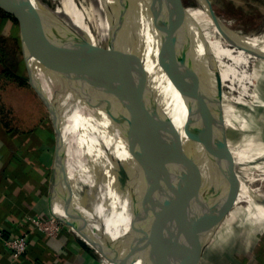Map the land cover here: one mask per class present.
<instances>
[{"label": "bare ground", "instance_id": "bare-ground-1", "mask_svg": "<svg viewBox=\"0 0 264 264\" xmlns=\"http://www.w3.org/2000/svg\"><path fill=\"white\" fill-rule=\"evenodd\" d=\"M43 1L45 5L53 8L56 15L62 16L72 26L73 32L88 41L94 62L99 71L100 79L97 87L100 95V105L98 109L94 110L88 107L90 98L87 93L74 87L73 84L72 87H69V84L73 83V65L77 61L75 59L77 54L75 47L69 44L65 45V43L58 46L56 42H52V46L43 44L45 50H48L49 53L56 57L57 64H61V56H63L66 64L71 67L66 77L62 75V72H58L59 79L56 78L58 82L51 77H47V74L45 75L39 65L38 55H35L33 59L44 87L57 97L64 109L67 124L63 127V131L66 133L68 175L72 186L79 184L81 189L80 198L76 204L77 212L80 216L86 217L94 227L103 228L107 235L116 238L127 231H134L137 227L130 223L126 205L118 208L114 200V191L106 180L108 171L104 158L108 157L110 152L117 156L119 166L123 165L126 167L127 179L134 180L141 189L144 179L149 174L151 175L153 168H156V162L161 161L162 163L168 157L167 154H163L162 148L170 151L172 147L171 134H174V137L176 136L184 142L188 151H192L179 114L180 108L184 103L179 92L163 73L159 65L160 33L155 32L147 20L146 25L142 28L143 34H145L143 37L139 38L136 32L130 34L131 22L141 26L142 22L146 21L147 16L145 7L142 4L143 0H137L139 9L133 6L125 8L120 4L119 0ZM198 1L203 9L201 12L205 15L207 22L204 27L203 25H189L186 23V33L191 35V46L204 50L210 47L219 48L227 45L238 47L241 45L239 43H254L258 41L264 34V32H259L256 35L243 36L241 31L229 30L223 24L221 25L218 19L212 17L206 7V0ZM33 2L36 7L45 10V6L41 5L38 0H33ZM112 6L117 8L121 6L125 11L123 15L128 20L129 30L121 41L114 39L106 23L107 12ZM180 9L182 12V7ZM88 23L95 24L96 33L92 36L86 35L87 33L85 32ZM229 24H232V22H229ZM138 31H140L139 28ZM136 41L142 43L137 51H134L131 49V44ZM186 45L188 46L187 39ZM244 55H248L249 60L254 64L264 66V42L249 47L248 50L233 59V64L239 71H244L247 68L251 71V86L253 87L256 85L258 77L254 74L253 63L248 66L243 60ZM147 81L156 93L159 105H156L146 93L145 83ZM74 89L78 90V92L76 93ZM117 92L120 93L123 103L120 105L122 107L121 113L116 118L114 117L116 110L114 95ZM200 93L204 94V89L201 88ZM129 99L136 100L137 107L141 111L138 121L143 123L146 118L152 124V145H156L158 148V144L159 148L157 156L154 157V161H151V163L147 161L146 157L138 159L131 155L130 158L133 161L131 166L126 156L127 151L120 147L121 143L118 140L117 130L119 127L126 126L127 118L124 105ZM73 101L78 112L84 118H89L91 124L97 127L98 130L95 134L100 133L101 136L106 138V142L95 141L93 143L89 137H86L85 132L82 133L80 131L73 113ZM127 146L128 150H131V146L129 144ZM110 149L112 150L110 151ZM101 150L103 151L101 152ZM255 176V173L250 175L228 174L221 169H217L216 173L202 184L201 197L203 199L200 200L198 196L201 211L204 205L209 203H213V206L225 210L233 202L243 198L264 202L263 192L258 193L247 187V184L250 181L252 182ZM236 178L240 179L241 183L235 182ZM259 183L264 186V180ZM154 189L157 190L156 185ZM201 211L196 217L194 234L197 233L199 228L196 223L202 219ZM103 260L111 264L105 259ZM135 264L143 263L138 261ZM179 264H188L184 255L180 258Z\"/></svg>", "mask_w": 264, "mask_h": 264}, {"label": "water", "instance_id": "water-1", "mask_svg": "<svg viewBox=\"0 0 264 264\" xmlns=\"http://www.w3.org/2000/svg\"><path fill=\"white\" fill-rule=\"evenodd\" d=\"M119 2L125 8L133 6L139 9L137 0ZM142 4L151 28L160 33L159 65L186 106L185 129L188 138L199 147L201 155L197 159L194 151H188L184 142L171 134L170 158L165 163L157 161L155 173L149 174L154 179L157 176L160 179L159 191L156 193L154 189L153 200L145 216L137 212L132 214L134 220L141 222V226L113 238L77 212L76 204L81 189L79 184L72 186L68 175L66 133L63 131L67 124L64 109L57 97L44 87L33 60L38 55L40 59L57 62L56 57L45 50L43 44L52 46V42H56L58 46L66 43L75 47L79 55L73 65L72 84L89 95L88 107L95 110L100 105L97 87L100 75L90 45L73 32L72 26L62 16L56 15L51 6L41 3L45 6L44 10L36 7L33 0H0L1 8L11 12L18 21L21 52L27 73L25 80L46 107L54 129L56 162L50 186L52 216L78 235V244L83 250L111 264H135L138 261L143 264H179L183 255L188 264H198L201 237L206 230L213 228L210 224L214 221H209L194 234L198 189L218 169V140L204 117L200 77L186 49L187 24L180 3L176 0H143ZM206 7L215 18L209 0H206ZM60 63L71 68L63 56ZM145 91L159 105L156 93L148 81L145 83ZM172 160L174 166L170 175Z\"/></svg>", "mask_w": 264, "mask_h": 264}, {"label": "rangeland", "instance_id": "rangeland-1", "mask_svg": "<svg viewBox=\"0 0 264 264\" xmlns=\"http://www.w3.org/2000/svg\"><path fill=\"white\" fill-rule=\"evenodd\" d=\"M176 1L180 3V7L183 9L182 13L187 24L203 25L204 27L207 19L201 12L203 9L198 0ZM209 1L216 15L215 18L218 19L225 28L231 31H241L243 36L256 35L259 32H264V0ZM40 3L44 4L41 1ZM2 12L5 13L6 16H11L13 20L8 19L6 16L4 18L0 17V46L5 51L4 53L6 54L9 64L14 66L12 68L13 71L26 77L27 73L23 65L18 21L11 12L4 11L0 6V16L3 15ZM124 13L125 11L121 6L118 8L112 6V8L108 10L106 16V23L110 34L114 39L116 38L120 41L129 30V25H127L128 20L123 15ZM147 20L148 18H146L145 22H142L141 26L131 22L132 27L130 26V34L136 32L139 38L143 37L145 34H143L142 28L146 25ZM229 22H232V24H229ZM86 27V35L92 36L96 33L95 24L88 23ZM138 28L140 31H138ZM186 39L188 43V46L186 45L187 52L190 54V58L198 70L200 86L204 89V94L200 93L204 117L207 118L211 125V130L218 140L217 143L220 152L218 169L228 174L240 173L242 175H250L255 173L256 176L253 178L252 182L250 181V183L247 184V187L255 192L264 193V186L259 183L264 180V66L261 64H254L249 60L248 55H244L243 60L248 66L250 63V65L253 63L254 74L258 77L255 85L256 87H252L251 71L248 68L244 71H239L233 64V59L236 56L248 50L249 47L264 42V34L254 43H239L241 45L238 47L229 45L219 48L210 47L205 50L191 46V35L188 33H186ZM141 43L142 42H134L131 44V49L137 51ZM78 55L77 51L75 55L76 60ZM38 59L40 62L39 65L42 67L41 69L44 71L45 75L47 74V77H51L55 81H57L56 78L59 79V71L62 72V75L65 77L70 71L65 65L55 62L52 63L47 59ZM69 87H72V83L69 84ZM74 91L76 93L78 92V90L75 89ZM114 96L117 110H115L116 113L114 112V117L117 118L121 113L122 107L120 105L123 101L121 100L120 93L117 92ZM72 107L80 131L82 133L85 132L86 137H89L93 143H95V141L106 142V138L101 136L100 133L95 134L98 130L97 127L91 124L89 118H84V116L78 112L74 101ZM124 107L127 118L126 126L119 127L117 130L118 140L121 143L120 147H123L124 150L127 151L126 156L131 166L133 163L130 158L131 155L138 159L146 157L147 161L151 163V161H154V157L157 156L159 148L158 144V148L156 145H152V124L146 118L143 123L138 121L141 111L137 107L136 100H127ZM180 109L181 111H179V114L181 123L187 134L185 129L187 121V109L185 104H183ZM188 140L190 148L195 152L197 159H199L201 155L199 147L193 144L189 138ZM125 144H129L131 150H128V146ZM138 144H141V146ZM111 150L112 149H110V151ZM162 150L164 151L163 154L165 153L168 155L162 162L165 163L166 160L170 158V151L164 148H162ZM102 151L103 150H101V152ZM104 159L108 171L106 180L114 191V200L118 208L126 205L130 223L138 228L141 226V222L139 220H134L132 214L137 212L140 216L146 215L149 211L148 207L153 200L154 184L156 185V191L158 193L161 185L160 179H158V176L155 179L154 177L147 176L144 179L143 187L140 189L134 180L127 179L128 174L126 167L123 165L119 166V159L117 156L110 152L108 157ZM173 166L174 161L172 160L170 175L172 174ZM155 171L156 168H153L151 174H154ZM235 182L241 183V180L236 178ZM201 188L202 185L200 186V189ZM198 196L200 197L201 193H199ZM202 199L203 197L200 198V200ZM200 211V202H198L196 216L194 218V227L196 217ZM201 212L202 219L196 223V225L199 226L197 232H199L206 223L214 220L210 224L214 229L213 241L206 253L208 257L207 259L204 258L203 264H223V262L224 264H237L238 260L231 261V259H228L229 261L226 263L225 260L222 261L221 259V253L225 254L226 250L233 248L239 249L238 253L242 258L244 256L251 257L257 252L258 248L264 250L263 201L243 198L236 200L225 210H221L219 207L213 206V203H209L204 205ZM66 228L74 235L76 241H78V235L70 230L69 227L66 226ZM97 258H99L103 264H107L102 258Z\"/></svg>", "mask_w": 264, "mask_h": 264}, {"label": "crops", "instance_id": "crops-1", "mask_svg": "<svg viewBox=\"0 0 264 264\" xmlns=\"http://www.w3.org/2000/svg\"><path fill=\"white\" fill-rule=\"evenodd\" d=\"M55 162L56 140L46 107L25 77L0 61V264H13L4 242L23 235H28V249L20 264H103L83 250L67 228L52 238L31 224L33 218L52 216L50 186ZM213 234V228L203 233L198 264L207 259ZM262 250L243 258L238 248L220 255L226 263L231 259L238 260L237 264H264Z\"/></svg>", "mask_w": 264, "mask_h": 264}, {"label": "built area", "instance_id": "built-area-1", "mask_svg": "<svg viewBox=\"0 0 264 264\" xmlns=\"http://www.w3.org/2000/svg\"><path fill=\"white\" fill-rule=\"evenodd\" d=\"M31 224L40 233L47 235L48 237H59L66 226L51 216L49 218L36 217L31 219ZM71 230V228H70ZM0 240H2V233L0 232ZM11 253L13 264H20L22 258L28 249V235L21 237H13L4 242Z\"/></svg>", "mask_w": 264, "mask_h": 264}, {"label": "trees", "instance_id": "trees-1", "mask_svg": "<svg viewBox=\"0 0 264 264\" xmlns=\"http://www.w3.org/2000/svg\"><path fill=\"white\" fill-rule=\"evenodd\" d=\"M3 13V12H2ZM6 15H5V13H3V15L2 16H0V17H5ZM8 19H11V20H13L12 19V17L11 16H6ZM5 51L3 50V48L0 46V61H2L3 62V64L5 65V67H6V69H11V70H13L12 68L14 67V66H12V65H10L9 64V61H8V59L6 58V54L4 53ZM8 71V70H7ZM10 74H12V75H14L11 71H10ZM16 76V75H15ZM261 256H262V260H263V262H264V250H262L261 251Z\"/></svg>", "mask_w": 264, "mask_h": 264}]
</instances>
